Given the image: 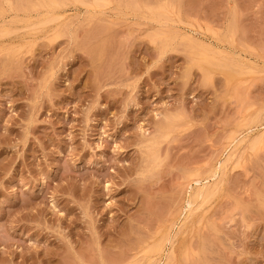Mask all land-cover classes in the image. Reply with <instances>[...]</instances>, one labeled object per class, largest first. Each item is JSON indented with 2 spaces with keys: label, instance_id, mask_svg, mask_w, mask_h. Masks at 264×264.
<instances>
[{
  "label": "rangeland",
  "instance_id": "rangeland-1",
  "mask_svg": "<svg viewBox=\"0 0 264 264\" xmlns=\"http://www.w3.org/2000/svg\"><path fill=\"white\" fill-rule=\"evenodd\" d=\"M0 264H264V0H0Z\"/></svg>",
  "mask_w": 264,
  "mask_h": 264
},
{
  "label": "bare ground",
  "instance_id": "bare-ground-1",
  "mask_svg": "<svg viewBox=\"0 0 264 264\" xmlns=\"http://www.w3.org/2000/svg\"><path fill=\"white\" fill-rule=\"evenodd\" d=\"M261 137V136H260ZM200 195V194H199Z\"/></svg>",
  "mask_w": 264,
  "mask_h": 264
}]
</instances>
